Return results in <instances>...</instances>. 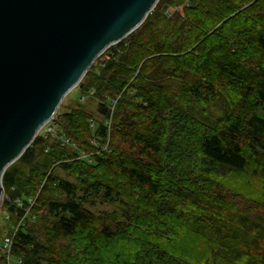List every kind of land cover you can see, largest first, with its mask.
Listing matches in <instances>:
<instances>
[{"label": "trees", "instance_id": "obj_1", "mask_svg": "<svg viewBox=\"0 0 264 264\" xmlns=\"http://www.w3.org/2000/svg\"><path fill=\"white\" fill-rule=\"evenodd\" d=\"M100 61L4 175L14 264H264V0H160Z\"/></svg>", "mask_w": 264, "mask_h": 264}, {"label": "water", "instance_id": "obj_2", "mask_svg": "<svg viewBox=\"0 0 264 264\" xmlns=\"http://www.w3.org/2000/svg\"><path fill=\"white\" fill-rule=\"evenodd\" d=\"M160 0H0V208L3 178L96 61Z\"/></svg>", "mask_w": 264, "mask_h": 264}, {"label": "rangeland", "instance_id": "obj_3", "mask_svg": "<svg viewBox=\"0 0 264 264\" xmlns=\"http://www.w3.org/2000/svg\"><path fill=\"white\" fill-rule=\"evenodd\" d=\"M172 14L176 13V10H174L173 8H170V11H168ZM98 61H100V58L96 61V63L93 65L95 66L96 64L98 65ZM88 101V100H87ZM83 102L82 100V95L79 92L78 89H75L72 93H70L65 100L63 101L61 108L59 109V113L62 112H66L69 111L70 109L76 108L78 105H80ZM86 107L93 112V114L95 115L96 121L100 120V118L97 116L96 114V109H97V102H93L92 104H90L89 102H87ZM208 112L211 113V115H217L220 116L221 113L216 109V106H210L208 108ZM40 135V134H39ZM54 175L59 176L62 179H66L72 183H76V179L72 176H69L67 173H64L62 171H60V169H56L54 171ZM88 208H90V210L99 217H103V218H108L110 216L115 215V217H118L119 219H122L123 216V212H124V208L123 205L118 203V202H103L102 199H97L95 201V205L94 206H89L87 205ZM8 227V220L7 217L5 218V215L3 214V212L1 211L0 208V229L2 230V232H5L7 230ZM1 264V263H0Z\"/></svg>", "mask_w": 264, "mask_h": 264}, {"label": "built area", "instance_id": "obj_4", "mask_svg": "<svg viewBox=\"0 0 264 264\" xmlns=\"http://www.w3.org/2000/svg\"><path fill=\"white\" fill-rule=\"evenodd\" d=\"M40 134L44 135L45 137H47V136H54L55 137L57 135L55 119H53L48 125H46L43 128V130L40 132ZM61 140H62V144L64 146H67L71 149L77 150L76 145L74 143H72L70 140L64 139V138H62ZM86 158H87V156L85 155V153H83V152L79 153V159H86ZM28 202L31 206L34 205L33 199H30ZM15 204L20 208L23 207V202L20 200H17L15 202ZM22 222H23V220L15 228L12 235H6L0 239V254H3L5 257V261L3 262V264H14V259L12 257L11 251H12V247H13V243H14L16 233H17L20 225L22 224Z\"/></svg>", "mask_w": 264, "mask_h": 264}, {"label": "bare ground", "instance_id": "obj_5", "mask_svg": "<svg viewBox=\"0 0 264 264\" xmlns=\"http://www.w3.org/2000/svg\"><path fill=\"white\" fill-rule=\"evenodd\" d=\"M50 122H51V121H50ZM50 122H49V123H50ZM49 123H48V124H49ZM48 124H47V125H48Z\"/></svg>", "mask_w": 264, "mask_h": 264}]
</instances>
